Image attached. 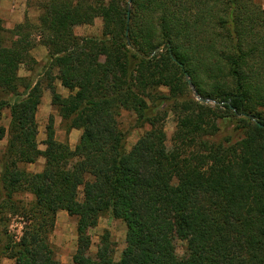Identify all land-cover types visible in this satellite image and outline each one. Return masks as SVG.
Returning <instances> with one entry per match:
<instances>
[{
  "label": "trees",
  "instance_id": "1",
  "mask_svg": "<svg viewBox=\"0 0 264 264\" xmlns=\"http://www.w3.org/2000/svg\"><path fill=\"white\" fill-rule=\"evenodd\" d=\"M97 17L101 38L75 35L77 19ZM38 44L48 51L52 104L82 128L74 149L56 139L53 115L40 148L43 87L19 75L37 63ZM187 75L215 107L187 97ZM0 92V121L10 111L9 126L0 124V257L62 264L50 235L64 210L78 218L75 264H264V8L254 0H48L37 27L26 17L8 29L0 18ZM164 101L177 116L171 153ZM122 110L151 127L130 150ZM222 125L237 137L221 138ZM41 157L40 172L23 167ZM22 193L34 201L18 206ZM6 213L21 218V236L9 234ZM105 214L126 224L120 259L108 231L90 251L89 230ZM176 239L186 242L184 261Z\"/></svg>",
  "mask_w": 264,
  "mask_h": 264
},
{
  "label": "rangeland",
  "instance_id": "2",
  "mask_svg": "<svg viewBox=\"0 0 264 264\" xmlns=\"http://www.w3.org/2000/svg\"><path fill=\"white\" fill-rule=\"evenodd\" d=\"M48 0H1L0 1V18H2L4 25L8 29H13L17 24L24 23L26 17L29 23L34 27L39 26L40 17L43 13V5ZM264 8V0H254ZM130 5V2H128ZM73 30L75 35L79 37H97L101 38L103 33V20L101 17L94 19L93 24H88L84 18H79L74 22ZM32 39L39 41L38 31H33ZM164 50V46L158 51ZM156 52V51H155ZM32 56L37 61V63H27L26 65H21L19 70V75L22 77H30L35 81L39 80L43 87L42 102L39 106L37 112V122H38V141L40 143V148L43 150L45 148L43 142L46 139V126L49 121L50 115L54 116L56 139L59 141H67L71 148L74 149L79 141L82 134V128L73 126L71 121H63L59 116L56 106L52 104V92L47 87L49 82V77L44 72V65L47 61V48L43 45H36L32 51ZM54 74L57 70L53 71ZM188 79V78H187ZM55 86L57 92L63 96L69 95V90L62 86L59 80L55 81ZM161 91L169 95V90L166 87H162ZM196 89L189 85V93L187 97L199 100V94L196 96ZM3 93L0 92V97H3ZM200 101V100H199ZM160 103V102H159ZM158 103V104H159ZM215 107L217 104L215 101L208 100L207 102H202ZM161 110L164 120L161 126L166 132V147L167 152L171 153L179 144V137L177 135V116L172 111L171 101H164L161 103ZM119 122L124 130L131 131V135L127 139L126 148L130 150L139 138L148 130H150V125H140L136 121V115L129 110H122L119 115ZM10 123V111L9 109L3 110V116L0 124L8 127ZM222 130L220 132V137H237L233 126L222 125ZM7 145V138L0 140V173L2 168V156ZM45 165V159L39 158L37 162L32 164H27L23 166L30 172L36 173L40 172ZM2 185L0 182V190ZM13 201L18 206L28 205L34 201V196L30 193H22L14 196ZM6 228L10 235L19 237L22 234L23 223L19 216H15L6 213ZM78 218L76 216H70L66 211L60 210L57 213L56 226L50 235L51 243L55 250V256L62 264H75L73 261V256L77 250V241L79 237V231L77 228ZM0 225V230L3 227ZM108 231L111 235L112 240L115 243V258L120 259L123 250L126 247V224L119 219H114L108 214L103 215L98 225L95 228L89 230V234L92 238V244L90 251L93 255H96L101 249V237ZM2 241L5 240L3 235H0ZM176 255L178 260L184 261L187 259L186 253V242L181 239H176ZM0 264H14L12 259L0 257Z\"/></svg>",
  "mask_w": 264,
  "mask_h": 264
},
{
  "label": "water",
  "instance_id": "3",
  "mask_svg": "<svg viewBox=\"0 0 264 264\" xmlns=\"http://www.w3.org/2000/svg\"><path fill=\"white\" fill-rule=\"evenodd\" d=\"M164 45H162V46H160V47H158L157 49H156V51H158V50H160V48H162ZM188 79V83H189V85L191 86V87H193V83H192V81H191V79L188 77V75L186 76ZM196 96H197V93H196ZM198 99L200 100V101H202V102H207L208 100H206V99H204V98H202V97H198ZM262 126V125H261Z\"/></svg>",
  "mask_w": 264,
  "mask_h": 264
},
{
  "label": "crops",
  "instance_id": "4",
  "mask_svg": "<svg viewBox=\"0 0 264 264\" xmlns=\"http://www.w3.org/2000/svg\"><path fill=\"white\" fill-rule=\"evenodd\" d=\"M59 93V92H58ZM62 95V94H61Z\"/></svg>",
  "mask_w": 264,
  "mask_h": 264
}]
</instances>
